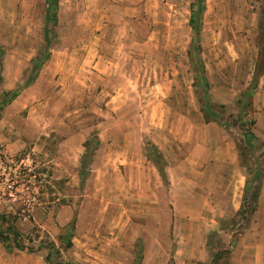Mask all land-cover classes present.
I'll use <instances>...</instances> for the list:
<instances>
[{
	"label": "rangeland",
	"instance_id": "rangeland-1",
	"mask_svg": "<svg viewBox=\"0 0 264 264\" xmlns=\"http://www.w3.org/2000/svg\"><path fill=\"white\" fill-rule=\"evenodd\" d=\"M192 1L59 0L47 32L45 0H0V102L20 88L0 105V224L33 247L8 251L0 242V264H48L51 242L73 264H173L175 246L183 264H218V252L256 219L247 204L217 224L201 204L200 176L181 161L190 127L204 121L197 56L213 102L225 105L213 113L242 139L241 93L232 91L257 52L261 0H205L201 51L190 56ZM244 146L251 185L264 173V147ZM214 221L222 231L205 238L195 230ZM203 238L208 258L186 257Z\"/></svg>",
	"mask_w": 264,
	"mask_h": 264
},
{
	"label": "crops",
	"instance_id": "crops-1",
	"mask_svg": "<svg viewBox=\"0 0 264 264\" xmlns=\"http://www.w3.org/2000/svg\"><path fill=\"white\" fill-rule=\"evenodd\" d=\"M262 1L259 9L260 13L256 16L257 23L255 26L257 37L254 47L257 52L255 57H252L253 62L249 65L245 82H242L239 88L232 91L233 97L242 93L249 84L248 80H252L261 52L260 44H264V42L260 43L261 29L258 27L260 15H262ZM205 69L207 76V67ZM228 102L223 101V103ZM251 102L252 109L247 118L254 120L252 130L258 142L256 147H264V66L256 79V87L253 90ZM190 128H192L191 137L185 141L187 144H185L186 152L181 162H183L186 171L195 172L200 176L199 195L202 198L201 204L207 206L210 215L219 216L218 219L216 218L218 224L223 218L236 215L243 201L248 179L241 160L240 150L227 127L218 122L203 121L197 125H192ZM195 193H198V187H195ZM185 195L187 196V193ZM201 215L204 219L203 212ZM253 215H256V219L249 226H246L243 232L237 234L235 246L229 256L230 264H264V176L260 182L257 208ZM173 217L174 221L182 219L176 215ZM185 219L186 228L188 227V229L194 231L193 215H185ZM174 226L176 228L175 222ZM195 230L205 238L211 233L222 231L217 227L216 221L208 223L206 226L200 223L197 227L195 226ZM205 238L202 240V247H199L200 251L198 253L191 252L186 257H194L197 260L207 259L208 250L205 246ZM172 251V263L183 264V259L177 257L178 250L176 246L172 248Z\"/></svg>",
	"mask_w": 264,
	"mask_h": 264
},
{
	"label": "trees",
	"instance_id": "trees-1",
	"mask_svg": "<svg viewBox=\"0 0 264 264\" xmlns=\"http://www.w3.org/2000/svg\"><path fill=\"white\" fill-rule=\"evenodd\" d=\"M45 2H46V12H45L44 29H47L48 26L54 27L57 24V21H58L57 9H58L59 0H45ZM204 2L205 0H193L190 3V10H191L192 15L190 16L188 23L193 32V36L191 40V50L189 51L190 56H193V54L195 53L199 55L200 54L199 51H201V45L199 42V38H200V28H201V20H202L201 18H202V14L205 8ZM196 14L198 17L196 16ZM262 16L264 17V0L262 1ZM45 31L54 32L52 28L47 29ZM2 54H3V49L0 46V55ZM198 57L199 56H197V61L199 62V66H200L199 67L200 81L197 84H199L200 86V92L197 96H198V101L200 103V111L203 113V116H204V121L206 122L215 121V122H218L219 124L224 125L225 127H228V124L225 121H223L217 114L213 113L215 112L214 107H217L218 109H225V105L213 102L212 95L210 92L211 84L206 76L205 66L203 63H201L200 58ZM263 66H264V55L262 58V53L260 52L256 70L253 74L252 80L250 81L246 89L242 91V93L235 100V103L238 104V121H239L238 126H240L239 133L242 137L241 140L237 139L236 141L238 148L240 150V153H243L242 152L243 150L240 147L242 140H243L244 145L247 148H253L254 146L256 147L258 144L256 140V136L252 130V127L254 125V120L248 119L247 115L252 109V102H251L252 93L256 87V79L259 73L261 72ZM36 67L39 69L40 63L37 64ZM19 91H20V88H16V89L9 90V91H3L1 94L2 101L0 102V105L3 106L5 104L10 103L12 100H14L18 96ZM98 143L99 142H97V145ZM263 176H264V173L261 175V177L260 176L258 177V175H256V178L254 180L255 183L251 185H250V181H248L249 183L247 182L246 187H245L243 201H242L240 209L236 213V216L239 213L241 214L244 212L245 205L247 204L251 205L249 206L250 209H248L247 211L248 214L251 215L255 211L257 207V197H258L260 182ZM2 221L3 222L6 221V216L1 214L0 223ZM5 229L2 228L0 224V242L5 247L6 250L12 251L13 249H18V250L33 251V247L25 246L19 241L18 239L19 234L17 231L13 230L12 227H7ZM72 230H73V227H69V230H67L66 234L62 237V242L66 244V247L71 246V238H72V233H73ZM212 234H215V233H212ZM234 242H235V239L230 244V247L234 245ZM230 247L222 248L218 252L219 257L222 258L221 261L218 262V264H230V261H229V256L231 252ZM46 249H47V253L45 255V261L48 264H73V263L64 261L60 258L59 250L54 245V243L51 242L50 244H47ZM215 257H217V254H215Z\"/></svg>",
	"mask_w": 264,
	"mask_h": 264
}]
</instances>
